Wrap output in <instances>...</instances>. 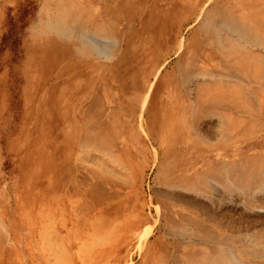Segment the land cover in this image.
Wrapping results in <instances>:
<instances>
[{
  "label": "rangeland",
  "instance_id": "1",
  "mask_svg": "<svg viewBox=\"0 0 264 264\" xmlns=\"http://www.w3.org/2000/svg\"><path fill=\"white\" fill-rule=\"evenodd\" d=\"M154 1L123 0L125 3L123 10L125 11L126 9L127 14L118 18V22L114 23V26L116 24L114 28L115 37H122L121 39L124 42L123 47L117 53L118 58L123 56L121 58L122 63L127 64V60L130 57V54L127 53H129V49L135 48L134 43L139 45L138 41L153 39L157 36L156 32L159 31L158 23L140 24L139 21L134 23V19L146 17L145 15L152 10L151 5ZM156 1L159 3L157 5V7L159 6L158 8L162 4L167 5L169 3V0ZM95 2L100 6L104 4L103 0H95ZM244 2V5L248 2L245 6L247 8L245 12L248 11V20H253L256 23L257 19H254L256 14L252 15V12L251 15L249 14L250 11H255V9H252L254 6L249 8V0H243ZM57 3V0H0V241L6 247L8 245V248H0V261L1 254L8 252L11 254L8 256V262H4V264H21L19 263L20 257L16 255V248L12 247L14 246L13 240L16 235L15 231L18 229L17 226L18 224L36 225L41 222L51 225L63 226V223L71 225L70 231L68 230L65 234L64 240L67 245H72L70 255L71 260H75V263L67 262L65 264H207L209 263L207 260L210 261L209 257L211 255L209 254L212 253L213 255L215 253L214 250L218 251L222 248L217 249L219 245L216 246V244H220V246L224 244L227 246L228 244L229 249L230 246L234 247V251H236L234 253L245 263L247 261L249 264H264V255L260 259V257L256 258L246 254V250L244 254L243 250L239 249L240 247H243L242 249L247 248V246L248 250L250 247L253 249L261 247V249H264L262 247L264 245L258 247V244L257 246L254 244L257 242L255 240H262L258 239V237L261 238L262 236L264 238V233L261 232H264V208L262 204H259V196L255 198L256 196L254 195L256 194L253 195V189L256 185L255 178L252 177L249 180L251 177L247 178L243 171L239 169L240 165L235 164L236 159L240 155L242 156L237 160L242 159L241 161H244L243 157L246 156L245 154H262L264 153V148L251 147V143H249L251 149L235 152L237 148H240V144L232 146V142L231 144L229 143L230 145H225L221 141V148L216 147L219 146L217 145L218 143H212V145H216L211 148L212 145L208 147V142L203 140L207 145L205 147V144L203 145V143H199V141L194 139V136L190 133L191 131L188 134L192 139L186 138L187 129L182 132V129L178 130L175 126L176 120L171 123L172 125L166 123L170 118H177L181 108H187L183 99L184 85L182 76L176 71L179 56L175 53H170L171 55L167 56L168 58L165 61L162 60L161 63L155 64L154 58L152 59L150 54L153 47L149 48V45L135 48L136 57H140L135 71H130L122 76L123 79L121 76L119 77L116 71H113L114 74L118 75L117 78L128 84L132 83L137 75H142L141 73L144 71L143 82L138 84V93L135 96L132 94L131 96L126 95L127 98L124 100L121 97H117L121 89L118 87V79L112 77L113 73L109 77L111 72L107 71L106 83L103 84L110 93L114 92V98L117 97V104L113 109L118 117L117 123L119 122L122 125L121 127H123V131L119 128L122 132L117 129L118 132L115 134L116 136L118 135L116 140L119 141L117 142L114 138L112 139L116 142L112 141L111 136V141H108V138L106 139L110 145L106 142L109 146L105 148L109 150L111 147H115V150H117L118 147L116 148L115 146L117 145L120 147L119 149L123 147L121 152L118 150L115 155H110L111 152L115 151H112V149H110L111 152L105 151V154L108 153L106 156L108 157L109 155L107 158L102 152L106 150L105 148L101 151L94 143L84 144V140H82L84 132H82L84 127L83 119L89 106L84 103L82 98L85 95V79L88 75L84 76L81 74V76H78V68L73 66L76 58H78L81 62H85L84 60L90 61L89 63L95 64L99 70V67L103 68L104 61L96 57L94 53L86 52L81 40L69 39L59 35L51 28L47 15L55 11ZM188 5H185V11L187 12L192 9ZM119 6L116 4L111 7L114 12H117ZM248 8L251 10H248ZM84 10L88 9L85 8ZM91 10L97 9L94 7ZM139 13H142L143 16L138 17ZM190 23L193 24L192 27L196 26L193 21H190ZM186 26L185 24L183 32L184 47L190 44L191 48H193L192 51L194 49L198 51V49H201L199 47L204 44V32L199 29L193 36L190 32L193 28L187 27L188 29H186ZM155 40L157 41V39ZM201 43L203 44L201 45ZM202 49L204 48L202 47ZM202 49L198 53H202ZM195 53V55L200 54ZM200 55L199 57L201 58L199 60L198 57L197 65H202V59H205L204 53ZM253 61L252 66L254 64ZM105 65L109 66V62ZM257 65L256 67L255 65L254 67L250 65L253 68L252 71H254L252 74H256L255 70H259V65ZM260 66H264V63ZM124 68H126L125 65ZM147 68L149 70L146 72L144 69ZM73 69L74 73L71 74L70 72ZM105 74L106 71L103 76ZM208 78L202 77V79ZM56 80L60 83L56 84ZM150 83L152 84V90L147 97L145 108L152 114L150 115V121L154 127L153 130H150L145 123V127L142 129L139 114L143 108L144 98L147 96L146 85ZM75 105H78L79 108L77 112L75 111ZM57 107L58 109H56ZM96 109L94 107L92 111L90 110V114L92 115V120L100 121L104 115L99 114ZM157 116L159 118L156 124ZM250 120V117L249 120L247 118L241 119L240 130L242 132L253 130L247 123ZM59 121L61 127L58 131L57 129L55 130L54 123L56 122L57 125ZM137 122L139 126L133 127V129L135 128L133 132L132 129H128L133 126V123ZM202 123L201 125L206 124L210 127L212 117H205ZM118 124L116 125L117 127H119ZM75 127L80 129L77 133ZM171 128L172 130H169ZM257 128L256 126L254 129L257 131ZM262 129L264 131V127ZM155 132L157 135H155ZM127 133L132 142L126 137ZM250 135L252 137L247 138V142L256 136L255 134ZM112 142L115 143L113 146H111ZM221 143L219 144L221 145ZM160 145L169 148L171 154L169 152L168 159L173 158L171 161H166L167 163L164 166L162 164L165 160L162 157L158 159L156 157ZM181 148L185 150V154H183L182 150H178ZM193 148L197 149V151H193ZM200 148L204 151H200ZM116 155H118V158ZM208 157L210 159L209 162L207 161ZM181 159L182 161H180ZM206 161L208 166L212 165L211 168L216 166L217 169L219 165L215 164L228 161L230 167L233 166L239 172L237 178L235 177L234 180L233 178H231L232 180L230 179L233 184L231 181L230 184L229 182L227 183L230 177L228 175L225 176L226 172L220 171L218 173L215 168L213 171L217 173L214 172L216 174L214 176L216 177L220 174L223 181L215 177L214 179L219 182L221 180L220 183L224 186H221L219 182L215 183L214 179H208V183L212 182L214 184L213 186L211 183V185L206 184L217 189L216 191L211 190L212 188L210 189L205 184V181L201 180L198 172L208 168ZM233 161L235 162L233 163ZM201 162H206V164ZM162 166L166 168L164 169ZM103 167H108L107 170L111 168L114 172L112 170L107 171ZM56 170H58L57 176L54 175ZM95 170L101 173L100 177L103 176L100 180V177H97L100 173L96 174L97 171ZM164 171L166 172L165 176ZM92 172L95 173L98 179L95 178ZM160 172H163V175ZM183 175L188 178L186 179L187 182L190 179L192 181L195 180V183L192 184L191 182L189 185L192 184L194 187L195 184L197 188L204 190L199 192L200 190L198 191L194 187L197 192L191 186L193 192L192 190L188 192L190 187L183 180L185 179V177H182ZM104 177H107V179L104 180ZM171 178H174V180L171 181ZM102 179L105 182H101ZM226 179L228 180L226 181ZM167 180H169L168 182H173L176 186L175 182L180 181V189L176 186L172 187L173 185L169 187L171 183L169 185ZM235 183L237 184L236 189ZM181 185L188 190L184 189V187L181 189ZM238 185L241 187L239 188ZM229 186H232L235 191L232 188H228ZM237 188L239 189L237 190ZM207 190L210 191H208L209 194L208 192L206 193ZM249 192L253 195L252 197L250 196L252 199L248 196L250 195ZM201 193H206L205 195L202 194L206 198L199 196ZM164 194L174 195V200L177 199L178 202L176 201L177 203H175L172 201V196L168 197ZM179 194H181L180 197L182 198L190 197L193 204L195 202L198 203L197 206L192 209L191 202V206L182 205L183 199L180 204L179 200L181 198L178 197ZM37 195H71L70 207L65 208V210L60 209V206L58 207L57 203H55V207H58V209L55 212L51 210L53 211L51 213L47 209V200H44L43 196L35 201V198L38 197ZM260 195L264 194L260 193ZM253 197L258 200V203H253V206L256 204L255 207L248 200L249 198L252 202L254 200ZM221 198L224 199L222 200ZM221 200L223 203L220 202ZM202 204L208 207L205 208ZM198 205L208 212L205 213L204 210H198L199 212H197ZM178 212L197 220L194 223L192 222L193 224L191 222L190 224L189 222L183 223L185 228L188 225L186 229L188 233L190 230L192 235H188V233H185V236L179 235L172 230L173 226H177L181 222L180 218H177ZM63 214H65V217ZM196 217L202 220L195 219ZM198 221H202L203 225L199 224L204 226L202 228L209 230V233L204 229L202 234L201 231L203 229L200 226V231L193 229L194 226L199 229L197 226L199 224L196 223ZM192 230L195 231L193 232ZM254 232H259V235H255ZM245 234L246 238H250L249 235H251L250 240L249 238L240 239V243L238 238H244ZM252 235H255L257 239L252 237ZM189 236L192 241L188 238ZM196 236L197 238H195ZM227 236L229 238L226 240L224 237ZM220 237H223L225 241ZM242 240L244 241L243 243ZM246 240L250 242L247 241V243ZM252 240L254 241L253 243ZM188 241H191L192 244L188 245ZM260 242L264 244V240ZM261 243L259 244L261 245ZM178 248L180 252H178ZM5 249L8 251H4ZM196 249L199 250L197 251ZM195 250L199 253V256L198 253H193V256L189 255L191 253L188 254V252H194ZM185 251H187L188 255H185ZM258 251H260V248ZM175 253H177V256ZM189 257L192 260L194 259V261H188Z\"/></svg>",
  "mask_w": 264,
  "mask_h": 264
},
{
  "label": "bare ground",
  "instance_id": "2",
  "mask_svg": "<svg viewBox=\"0 0 264 264\" xmlns=\"http://www.w3.org/2000/svg\"><path fill=\"white\" fill-rule=\"evenodd\" d=\"M57 1H58V3H57L55 11H53L52 13H49L47 15V20H48V23L50 24L51 28L54 31H56L59 35H63L65 37H68L69 39L75 38L77 40H81L84 44V49L86 50V52L90 51V52L94 53V55L96 57L103 59V61H104V62L102 61L103 65H104L103 68L99 67V70L95 64L89 63L90 61L88 62L87 60H84L85 62H87V63H85V62H81V60L78 58H76L74 66H73L74 68L75 67L78 68V73H77L78 76H81V74L84 76L88 75L87 78L85 79V81H86L85 91H84L85 95L82 98V100L84 99V103L87 104V106H89L86 110V113H85V116L83 119L84 120V127H83L82 132L83 131L84 132H83L82 140H84V144H89V143L93 144L94 143V145H97V147H99V149H101V151H102L103 148L108 147L110 145L108 143V141H111V140L114 141L112 138H114L115 140H116V138H118V135L116 136L115 134H116V132H118V130L120 131L119 128H121V130H122L123 127H121L122 125H120L119 122H118L119 124L117 123L116 120L118 117H117V115L113 109L114 106L117 104V97H121L124 100L125 98H127L126 95L131 96V94H132L133 96H135L138 93V88H137L138 84L143 82L142 78H144L143 77L144 71H143V73H141L142 75H140V74L137 75L135 77V80L130 84L125 83L123 80H120L117 77H118V75H119V77L120 76L122 77V76L128 74L130 71H135L137 69L136 65L139 63V60H140V57H136V55H135V48L136 47L137 48L138 47H144L145 45H149V48L153 47L150 54L152 55L151 58L152 59L154 58L155 64L161 63L162 60L165 61V59L168 58L167 56H170L172 53H175L176 55L179 56L178 57V63H177V70H178V73L181 74V76H182L183 85H184L183 99L185 101L184 103L186 104L187 108L186 109L181 108L180 114L177 118H175V117L170 118V119L166 118V119H169L168 122H166V123L172 125L171 123L174 122V120H176L175 126L178 130L182 129L181 130V132H182L184 129H187L186 130L187 131L186 132V134H187L186 138L192 139L188 134V132L191 131L190 133L194 136V139L199 141V143H203V145L206 142H208L207 143L208 147H210L209 145H212V143H218L217 145H219V146H216V147L221 148L222 147L221 141H222L225 143V145H228L229 143L231 144L232 142H233L232 146H236L237 144H240L239 145L240 148H237L235 152L243 151V149L248 150V149H251V147H255V146L264 148V131L262 129V127H264V92H263L264 91V84H262V83H261L262 85L260 84L261 80H263V83H264V76H263L264 70L261 69V68H264V66H260V65H262L261 63H264V61L262 62L264 55H262V56L260 55V53H263V52H260L261 51L260 47L262 49L264 48V35H263L264 33L261 32V35H260L259 30H258L259 26L258 27L256 26V23L260 22V21H258L259 19L257 20L256 23L253 20L249 21L247 18V14H248L247 12L248 11L245 12L247 10V8L243 7L242 5L239 6L238 3H237L238 6H235L236 5L235 2H237L236 0H169V3L167 5L162 4L160 8H158L159 6L157 7V5L159 3H158V1L155 0L153 2V4L151 5L152 10L145 15L146 17H142V19L136 18L137 20L134 19V23H137L138 21L140 24L141 23H151V22H153L154 24L158 23L157 27L159 28V31L156 32L157 36L154 37L153 39L140 40V41H138L139 45H136L137 43L136 44L134 43L135 48L132 46L133 49L132 48L129 49V53H127V54H130L129 59L127 60V64L122 63L121 58L123 56H121L120 58L117 57V53H118L119 49H121V47H123L124 42L121 39L122 37H120V38L115 37V29H114L116 26V24L114 26V23L118 22V20H119L118 18L127 14L126 9H125V11L123 10V7L125 6V3L123 2V0H103L104 4L101 6L97 2H95V0H57ZM239 1L240 0H238V2ZM144 3H146V2H144ZM97 4H98V6H97ZM105 4H107V5L105 6ZM116 4H118V6L119 5L120 6L118 7L119 8L118 11L114 12L113 8L111 6L116 5ZM186 4H189L188 6L192 7V9H190L191 11H189V12L185 11V5ZM252 5L254 6V4H252ZM252 5H249L248 7H251ZM261 5L264 6L262 3H261ZM94 7H96L97 10H91V9H94ZM85 8H87L88 10H84ZM240 8H243V10ZM244 8H245V10H244ZM255 8L253 7L252 9H255ZM259 8L260 7H258V9ZM261 9H262V7H261ZM261 9L259 12H261ZM187 10H189V9H187ZM248 10H251V9L248 8ZM255 11H256V9H255ZM255 11L254 10L250 11L249 14L251 15V12H252L253 13L252 15H255L256 14V13H254ZM77 16H81V17H77ZM141 16H143V14L139 13L138 17H141ZM254 19H256V17H254ZM190 21H193L194 23H196V26L192 27L193 24L190 23ZM185 24L187 25L186 29H188L190 27L193 28V30H190V32H191V34H193V36L197 32V30H199V29L203 30V32H204V34L202 33L204 35V42H203L204 44L201 43V45L203 44L202 47L204 49H202V47H199L202 49V53H200L201 49H198V51H200L199 52L200 54H203V53L205 54V59L204 60L202 59V61H203L202 65L201 64L197 65L198 57L200 55L198 53V51L195 49L192 51L193 48H191V45L188 42L187 43L190 45V47H189V45L184 47L183 42L185 40L183 39V32H184V28H185L184 25ZM262 30H264V28ZM190 38H189V40H190ZM155 39H157V41ZM146 43H149V44H146ZM245 45H248L251 47H256L253 49H255L258 53H256V51H254V53L251 52L253 50L250 49V47H249L250 52L246 51L247 54L248 53L250 54V55L248 54V57L246 58L248 60V62L247 61L246 62L249 63V61H250L251 64L249 63L248 65L252 66V61L254 59V61H253L254 64L252 67H254V65L256 67V65L258 64L259 68L258 67L257 68L259 69V72H258V70H255L258 73H256V74L254 73L251 75V73L254 72V71H252L253 68L250 66L251 69L248 68L250 70V72H249V70L247 68H246L247 69L246 70L243 67V66L248 67V66H246V62H244L243 60L242 61L240 60L241 63L242 62L245 63V64L243 63V65L241 63L239 64L243 67V68L240 67L243 70L242 69H239V70L236 69L235 72L237 74V73H239L238 71H241L240 72L241 74L239 73V74H237V76L240 75L239 77H242V78L237 77L236 74H234V73L233 74H234V76H236L237 79L239 78V80L242 82H236L234 79L231 78V75L229 73H227L230 68L227 70V72L225 71V69L229 67L228 65H235L236 63L238 65V63L240 61L239 62H236V61L239 60L238 58L239 57L241 58L242 57L241 55H243L245 53V51L243 53H241L242 52L241 50H240L241 52H239V54L233 50L230 53L231 47H233L237 51L238 49H241V47L243 46L242 50H245L246 48L244 49V47L248 48V46H245ZM194 51L197 52V54H199V55H195L196 53ZM233 52H235V54ZM234 55L235 56L237 55L236 56L237 58H234V60L236 59L235 61L232 58V57H235ZM200 56H202V55H200ZM243 57L245 59V56H243ZM57 58H59V56H57ZM200 58L201 57H199V60H200ZM115 59H116V61L113 62ZM256 59L258 60V62L261 60L259 62L260 64L256 61ZM98 61H96V62L98 65H100V63ZM105 61L109 62V66L105 65L106 63H108V62L105 63ZM124 65L126 68H124ZM105 66H107V67H105ZM149 66H150V64H149ZM144 70L147 72L149 69L147 68ZM105 71H106V74L103 76V73H105ZM107 71L111 72L109 74V77L111 76L113 71H116L118 73V75L116 73L115 74L113 73V75H112V77H116L118 79L117 80L118 87L121 89L119 96H117L116 98H114V94H113L114 92L110 93L109 90H107L106 87L103 85L104 83H106L105 80H106V77L108 74ZM244 71H246V72H244ZM260 71H262V73ZM70 73L73 74L74 69ZM157 73H156V75H157ZM259 73H261V74H259ZM94 75H96V76H94ZM254 75H257V77ZM261 75L263 76V79H259V76H261ZM202 77H209V78L208 79H202ZM260 78H262V77H260ZM122 79H123V77H122ZM250 79L252 80V82H250L251 81ZM58 80H60V79H58ZM58 80H56V82H55L56 84L60 83V82H58ZM139 80H140V82H139ZM232 80H234L237 84H235V82H233ZM246 81H249L250 83L246 82ZM245 83H249V84L247 86H245L246 85ZM146 86H147V89H146V95L147 96H146V98H144V104L142 103L143 108L141 109V112L139 113L140 114V124L142 125V129L145 127V124H146L150 130H153L154 127L151 125V121H150V119H151L150 115H152V114H150V112L147 110V108H145L146 103H147V97H148V95H150L151 90H152V84L150 83V84H147ZM113 91H114V89H113ZM233 92H234L235 96H237V98L234 97L235 98L234 100L231 98L232 96H230L233 94ZM234 94H233V96H234ZM188 104H190V105L188 106ZM94 107L97 108L96 111H98L99 114L104 115L102 120H100V121L92 120V115L90 114V110L92 111ZM56 109H58V107ZM78 109H79L78 105H75V111L76 112L78 111ZM83 111H85V110H83ZM207 116L212 117V123H211L210 127H208L206 124L201 125L202 120ZM249 117L251 118V120L248 121L247 123L251 128H253V130L250 132H245V131L242 132L240 130V127H241L240 121L242 118H247L249 120ZM158 118H159V116H157V119L155 120L156 124L158 123V121H157ZM183 120H184V123H183ZM117 124L119 125V127L116 126ZM137 126H139L138 122L133 123V126L131 128H128V129L129 130L132 129V132H133ZM256 126L258 127L257 131L254 129ZM60 127H61L60 121H59V124L57 122V125H56V122L54 123L55 130L57 129L59 131ZM133 127H135V128L133 129ZM75 129H76V133L78 130H80L77 127H75ZM165 129H166V127H165ZM234 129H236V130H234ZM156 130H157V128H156ZM169 130H172V128ZM122 131H120V132H122ZM165 131H167V130H165ZM147 132H149V131H147ZM174 134H175V132H174ZM250 134H255L256 139L254 137L251 141L247 142V138L252 137ZM155 135H157L156 132H155ZM110 137H111V140H110ZM126 137L129 140H131V142H132V139L129 138V134ZM107 138H108V141L106 140ZM225 138H227L229 140L227 141ZM203 140H205L206 142H204ZM116 141L118 142L119 140H116ZM116 141H114V142H116ZM225 141L228 143L226 144ZM241 141L243 142L242 144H241ZM114 142H112L111 146H113V144H115ZM219 143H221V145ZM224 143H223V145H224ZM249 143H251V147H250ZM207 145L205 147H207ZM214 145H216V144H214ZM214 145H212L211 148ZM115 146H116V148L118 147L117 150H115V147H113V148L109 147L110 149H112V151H115V152H111L109 148H108L109 150H107L105 148L106 150L102 151V152H104L103 154H105V151H107V152L110 151L111 152V153L109 152L110 155H112V154L115 155V153L118 150L121 152L123 147L121 149H119L120 148L119 146H117V145H115ZM178 150H182L183 154H185L184 149L181 148ZM187 151H189V150H187ZM193 151H197V149L193 148ZM200 151H204V150H202L200 148ZM224 151H225V148H224ZM169 152L171 154V150L167 147H163L162 145H160L158 147L156 157H157V159L159 157H162L165 160L164 163L162 164L163 166L168 161H171L173 159V158L168 159L169 158ZM245 152H248V151H245ZM215 153H217V152H215ZM106 154H108V153H106ZM106 154H105V156H106ZM197 154H199V153H197ZM238 155H240V154H238ZM245 155H246V156H244L245 158L243 157L244 161H241L242 159L237 160L242 156V155H240V157L236 159L235 164L240 165L239 169H241L243 171V173L246 175L247 178L251 177V178H249V180L252 179V177L255 178L256 185H255V188L253 189L254 193L253 192L252 193H253V195L256 194V195H254V196H256L255 198H257V196H259L258 197V200L260 202L259 204H262V207L264 208V195H260V193L264 194V153H262V154L257 153L255 155H253V153H250V154H245ZM117 156L118 155H116V157ZM231 156H232V153H231ZM233 156H236V155H233ZM108 157H109V155H108ZM227 158H228V156H227ZM209 160L210 159L208 157L207 161L209 162ZM112 161H114V160H112ZM180 161H182V159ZM228 161H230V160H228ZM228 161H222L219 164H215V165H219L218 169L216 168V166H215V168L217 169L216 171L218 173L220 171L226 172L225 176L228 175L230 177L229 181H227L228 179H226V181H227V183L229 182V184H230L232 182L231 178H233V180L235 177L237 178V174L239 172L237 170H235L233 168V166H231L232 167L231 168ZM191 162H190V164H191ZM206 162L205 163L203 162V163L206 164ZM208 162H207V166H208ZM214 162H216V161L214 160ZM234 162L235 161H233V163ZM198 163L200 164V162H198ZM173 164H174V162H173ZM177 165H179V164L177 163ZM236 165H234V166L236 167ZM211 166L212 165H209L208 168H205L203 170L198 171L200 174L201 180L203 179V182L205 181V184L206 183L212 184V182L208 183L209 182L208 179L213 180L215 177L214 172H216V171H213V170H215V168L214 167L211 168ZM185 167H186V165H185ZM103 168H102V171H103ZM107 168H104V169L107 170ZM163 168L165 169L166 167H163ZM109 170H112V169L109 168ZM109 170H107V171H109ZM210 170H212V171H210ZM95 171H97L96 172V174H97L98 170H95ZM189 171H190V169H189ZM94 172H92V173L95 175ZM160 173H162V175H163V172H160ZM168 174H169V172H168ZM54 175L55 176L58 175V170L54 171ZM100 175H101V173L97 177H100ZM165 175H166V172L164 171V176ZM185 176L183 175L182 177H185ZM218 176H220V174ZM218 176H216L215 178H217L218 180L219 179L222 180V177L220 176V178H218ZM97 177L95 175V178H97ZM102 177H100L99 180ZM107 177L106 178L104 177L105 178L104 180H106ZM168 178H170V177L168 176ZM192 178L194 179V177H192ZM186 179H188V178L185 177V179H183L185 181V183L187 182ZM173 180H174V178H171V181H173ZM216 180L214 179V181H216ZM221 180H220V182H221ZM242 180H243V178H242ZM102 181H103V179L101 180V182ZM165 181H166V179H165ZM168 181L169 180H167V183H169V185L171 183V185L169 187H171L172 185H173L172 187L176 186L173 184V182H168ZM194 181L195 180L192 181V179H190V181H188L186 183L187 186L190 188H191V186L193 187L192 184L195 183ZM103 182H105V181H103ZM108 182H110V180H108ZM178 182H179V184H178ZM178 182H175L177 184L176 187H178V189H180L179 188L180 187V181H178ZM191 182H192V184L189 185ZM218 182L219 181H216L215 183H218ZM244 182H245V180H244ZM251 182H250V184H251ZM167 183H166V185H168ZM186 184H184L185 187H186ZM213 184H212V186H213ZM232 184H233V182H232ZM238 184H239V182H238ZM246 184H247V182H246ZM220 185H221V183H220ZM184 186L181 185V189H183ZM207 186H209V185H207ZM212 186H209V188L211 189ZM221 186H224V185L222 184ZM232 186H234V185H232ZM232 186L231 187L229 186L228 188H232ZM236 186H237V184L235 185V189H236ZM185 187H184V189L188 188V187H186V188ZM194 187H196L195 184H194ZM194 187H193V189H194ZM214 187H215V185H214ZM240 187L241 186H239V188ZM252 187H253V185H252ZM190 188H188L189 189L188 192H191L192 188L191 189ZM239 188H237V190ZM188 189H186V190H188ZM197 189H198V191L200 190L199 192H202V190H204L202 188L201 189L197 188ZM194 190L197 191L196 189H194ZM209 190H207L206 193ZM211 190L216 191L217 189L215 187V188H212ZM233 191H235V190L233 189ZM170 192H172V191L170 190ZM192 192H193V190H192ZM209 192H208V194H209ZM240 192L242 193V191H240ZM166 193H168V192H166ZM206 193H201V195H199V194L198 195L203 196ZM230 194H231V192H230ZM164 195L168 196V197L172 196V195L169 196L170 194L169 195L164 194ZM180 195L181 194H179L178 197H180ZM253 195H251V193H250V195H248V196L252 197ZM173 196H172L173 199L171 198L172 201L177 203L178 202L177 199L174 200L175 196L174 197ZM238 197H239V195H238ZM180 198H181L180 200L178 199L180 204L182 203L181 200L183 199L182 201H184L183 202L184 204L182 203V205L186 204V205L191 206V203L193 201L191 202L190 197L189 198L180 197ZM203 198H206V196L205 197L203 196ZM253 199H254V197H253ZM208 200H210V199H208ZM222 200L220 202H222ZM248 200L250 203H252L251 204L252 206L254 205L253 203H258V200H255V199L253 200L254 202L253 201L251 202L249 198H248ZM248 200H247V203H248ZM255 201H257V202H255ZM197 204H198L197 202H195V204L192 203V209H193V207L195 208V206H197ZM199 204H201V203H199ZM204 205L202 204L203 207H205ZM248 205H250V204H248ZM189 206H186V207L188 208ZM198 206H199V207H197L198 209L196 208L197 212H199L200 210H204V208L202 206H200V205H198ZM255 206H256V204H255ZM255 206H253V207H255ZM200 207H202V208H200ZM206 207H208V206H206ZM248 207H250V206H248ZM189 208H191V207H189ZM204 211H203V213H204ZM207 212L205 211V213H207ZM194 214H195V212H194ZM197 215H198V213H197ZM177 218H180L181 222L178 223L177 226L175 225L176 227L173 226L172 230L175 231L179 235H184L185 233H188V230L186 229L188 225L185 228V224L183 225V223L189 222V224H190V222L194 223L195 221H197V220L192 219L191 216L188 217V215H186L184 213H179V212H178ZM195 219H198V218L196 217ZM198 220H202V219H198ZM201 222L198 221L196 223L199 224ZM197 224H195V225H197ZM201 224H199L197 226L198 227L200 226L201 229H203V231H201L203 234L205 228H202L204 226H201ZM63 225H64V223H63ZM200 227L198 229L194 226L193 229L195 228V229H197V231L198 230L200 231L201 230ZM169 228H170V226H169ZM208 231L209 230H206V232H208ZM259 232H260V230H259ZM261 232L264 233L263 231H261ZM189 233H190V230H189ZM189 233H188V235H192L191 233L190 234ZM258 233L254 232L255 235H257ZM202 234H201V238H202ZM204 235H205V233H204ZM255 235H252V237H255V239H257ZM249 236L251 238V235H249ZM188 238L191 240L190 236ZM188 238H186V239L188 240ZM195 238H197V236ZM217 238H219V236H217ZM220 238H222V240L224 238H226V240H227V238H229V237L227 236L224 238L223 237H220ZM232 238H235V237H232ZM245 238H246V234L244 235V238H238L239 242L241 243L240 239L244 240ZM248 238L249 237H247L246 239H248ZM250 238H249V240H250ZM258 239L264 240V238H262V236H261V238L258 237ZM210 240H211V238H210ZM243 240H242V243L244 242ZM262 240H260V241H262ZM191 241H188L189 242L188 245L192 244ZM211 241H209V242H211ZM224 241H225V239H224ZM236 241H238V240H236ZM247 241L248 240H246V242ZM255 241H257V242H255L254 244H256V246L258 244V247L264 245L259 240H255ZM258 241H259V243H261V245L258 243ZM248 242H250V241H248ZM253 242L254 241L252 240V243ZM104 243H105V240H104ZM195 243H197V242H195ZM215 243H217V242H215ZM220 243H222V242H220ZM178 244H179V242H178ZM217 245H219V247H217V249H219L220 247H222V248H220L218 251L214 250L215 253H213V255H212V253L209 254L211 256L209 257L210 261L207 260V262H209L207 264H249L247 261H246V263H245V261H242L237 256V254L234 253V252H236V251H234V247L230 246V249H229L228 244H227V246H225L226 244L221 245V246H220V244H216V246ZM238 245H241V244H238ZM176 246H177V244H176ZM262 247H264V246H262ZM231 248H233V249H231ZM237 248H238V246H237ZM242 248L243 247H240L239 249L243 250L242 252L244 254H245V250H246V254H250L252 257H256V258L260 257V259H261V257L264 255V249H261V247H259L260 251H258L259 248L257 249V247L254 249L250 247L251 249L249 248V250H248V246H247V248L245 247L246 249L245 248L242 249ZM178 250H179L178 252H180L179 248H178ZM196 250L198 251L199 249H196ZM196 250L194 252L190 251V252H188V254L191 253L189 255L193 256V253H195V254L198 253V252H196ZM250 250H254V251H250ZM188 251H189V249H188ZM185 252H186V254H185ZM185 252H184V254L188 255L187 251H185ZM247 252H249V253H247ZM176 254L177 253H175V255ZM198 256H199V253H198ZM189 259H191V260H189ZM189 259H187V260L191 261V262L194 261V259L192 260V258H190V257H189ZM199 260H200V258H199ZM202 260L205 261L204 258H202ZM191 262H188V263H191ZM196 262H198V261L196 260ZM250 264H252V263H250Z\"/></svg>",
  "mask_w": 264,
  "mask_h": 264
},
{
  "label": "crops",
  "instance_id": "3",
  "mask_svg": "<svg viewBox=\"0 0 264 264\" xmlns=\"http://www.w3.org/2000/svg\"><path fill=\"white\" fill-rule=\"evenodd\" d=\"M236 1L237 2H235V4H236L235 6H238V5L241 6L242 5L243 7H245V5H244L245 2L243 3V0H240L239 2H238V0H236ZM249 2H250V5L254 4V7H256L255 8L256 9V11H255L256 12V19L257 20L259 19L258 21H260V22L256 23V26L257 27L259 26L258 30H259V33L261 35V32L264 33V30H262L264 28V6L261 5V3L264 5V0H249ZM237 3H238V5H237ZM246 4H248V2ZM258 7H260V8L258 9ZM261 7H262V9H261ZM240 9H243V8H240ZM260 9H261V12H259ZM257 20H256V22H257ZM245 46H248V45H245ZM242 47H241V49H238L237 51L233 47H231L230 53L232 52V50L237 52L238 54L241 51H242L241 53H243L244 51L246 53V54L244 53L245 55L244 54L241 55L242 57L241 58L239 57L238 58L239 60H237L236 62H239L240 60L241 61L243 60L244 62H246V61L248 62V60L246 58L248 57L249 53L247 54L246 51H249V47H250V49L253 50L251 52L254 53V51H256L255 49H253L256 47H251V46H248V48L244 47V49L246 48L245 50H242ZM260 50H261L260 52H263V53H260V55L261 56L264 55V51H263L264 48L262 49L260 47ZM235 52H233V53L235 54ZM256 53H258V52L256 51ZM236 56L232 57L233 60H234V58H237ZM243 56H245V59ZM176 60H177V57H176ZM241 61L238 63V65H237V63L235 65H228L229 67L227 66L228 68L225 69V71L227 72V70L230 68L229 69L230 71L228 70L227 73H229L231 75V78L234 79L236 82H242L239 80V78H242V77H239L240 75L237 76V74H239L241 71H238L239 73L236 74V72H235L236 69L239 70V69H242L243 67L245 69L250 68V65H248L249 63H251L250 61H249V63L246 62V66H248V67H245V66L242 67L241 65H239L241 63ZM256 61L258 62L257 59H256ZM244 62H242L241 64L243 65ZM262 62H263V59H262ZM240 67H242V68H240ZM176 71L178 72V70H176ZM262 71H260V72L262 73ZM244 72H246V71H244ZM249 72H250V70H249ZM258 72H259V70H258ZM258 72L256 71V73H258ZM233 73L236 74V76L239 78L237 79ZM261 73H259V74H261ZM251 75H252V73H251ZM255 76L257 77V75H255ZM263 76L262 75L259 76V79H263ZM260 77H262V78H260ZM234 80H232V81L235 82ZM236 82H235V84H237ZM246 82H249V81H246ZM250 82H252V80ZM249 83H245L246 85L245 84L244 85L247 86ZM261 83L264 84L263 80H261L260 84ZM233 94H234V92H233ZM233 94L230 96H232L231 98L234 100L235 98H237V96H235V94L233 96ZM37 196L38 197L35 198V201L39 200L42 196H43L42 198L44 200H47L46 205H47V209L49 211L54 210V212H55V211H57L59 206H60V209H64V210H65V208L67 209L70 207L71 195H37ZM52 201H54V202H52ZM55 203H57L56 205H58L57 208L55 207ZM52 212L53 211H51V213ZM63 215L65 217V214H63ZM17 228H18L17 231H15L16 232L15 239L13 240L14 246H12V247L16 248V255L18 257H20L19 263H21V264H65L67 262L68 263H71V262L75 263V260H73V261L71 260V255H70V249L72 248V245H67L66 241L64 240L65 234L68 232V230L70 231V228H71V225L69 223H65L63 226L53 225V224L51 225L48 223H41V222L39 224H36V225H24V224L19 225L18 224ZM0 248H8V245L6 247V245H4V243L2 241H0ZM4 251H8V250L5 249ZM10 254L11 253H8V252H6L4 254V252H3V254H1L0 264H4V262H8V256Z\"/></svg>",
  "mask_w": 264,
  "mask_h": 264
}]
</instances>
